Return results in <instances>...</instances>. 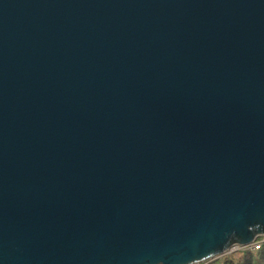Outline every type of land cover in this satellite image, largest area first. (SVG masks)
<instances>
[{"label": "water", "instance_id": "1", "mask_svg": "<svg viewBox=\"0 0 264 264\" xmlns=\"http://www.w3.org/2000/svg\"><path fill=\"white\" fill-rule=\"evenodd\" d=\"M262 236L264 0H0V264Z\"/></svg>", "mask_w": 264, "mask_h": 264}, {"label": "trees", "instance_id": "2", "mask_svg": "<svg viewBox=\"0 0 264 264\" xmlns=\"http://www.w3.org/2000/svg\"><path fill=\"white\" fill-rule=\"evenodd\" d=\"M263 237H259L261 239ZM209 264H264V243L258 250H240L236 253L224 255Z\"/></svg>", "mask_w": 264, "mask_h": 264}, {"label": "built area", "instance_id": "3", "mask_svg": "<svg viewBox=\"0 0 264 264\" xmlns=\"http://www.w3.org/2000/svg\"><path fill=\"white\" fill-rule=\"evenodd\" d=\"M263 238L261 239H256L255 241H253L252 243L245 245V246H233L228 252L226 253H231V252H236V251H240V250H258L260 249L262 243H264V236H262ZM214 260V259H213ZM212 260L209 261H205V262H201V263H197V264H209Z\"/></svg>", "mask_w": 264, "mask_h": 264}, {"label": "rangeland", "instance_id": "4", "mask_svg": "<svg viewBox=\"0 0 264 264\" xmlns=\"http://www.w3.org/2000/svg\"><path fill=\"white\" fill-rule=\"evenodd\" d=\"M236 252H238V251H236ZM236 252L225 253V254H223V255H221V256H224V255H229V254H233V253H236ZM221 256H218V257H216L215 259H217V258H220ZM215 259H214V260H212V261H215Z\"/></svg>", "mask_w": 264, "mask_h": 264}]
</instances>
